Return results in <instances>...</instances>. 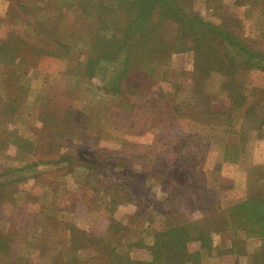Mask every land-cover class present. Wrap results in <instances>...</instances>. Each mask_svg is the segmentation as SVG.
Segmentation results:
<instances>
[{
  "label": "rangeland",
  "instance_id": "obj_1",
  "mask_svg": "<svg viewBox=\"0 0 264 264\" xmlns=\"http://www.w3.org/2000/svg\"><path fill=\"white\" fill-rule=\"evenodd\" d=\"M263 220L264 0H0V264H264Z\"/></svg>",
  "mask_w": 264,
  "mask_h": 264
},
{
  "label": "trees",
  "instance_id": "obj_2",
  "mask_svg": "<svg viewBox=\"0 0 264 264\" xmlns=\"http://www.w3.org/2000/svg\"><path fill=\"white\" fill-rule=\"evenodd\" d=\"M151 2H152V1H150L149 3L151 4ZM150 4H149V6H148V7H146V9H147V8L149 9V7H150ZM205 31H206V29H205ZM263 221H264V220H263ZM262 225H264V223H261V224H260V226H262Z\"/></svg>",
  "mask_w": 264,
  "mask_h": 264
}]
</instances>
